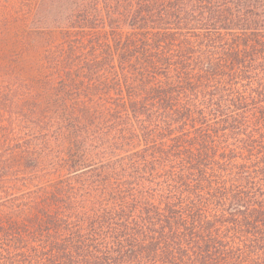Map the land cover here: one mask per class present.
Listing matches in <instances>:
<instances>
[{
  "label": "trees",
  "instance_id": "1",
  "mask_svg": "<svg viewBox=\"0 0 264 264\" xmlns=\"http://www.w3.org/2000/svg\"><path fill=\"white\" fill-rule=\"evenodd\" d=\"M34 2L0 264H264V0Z\"/></svg>",
  "mask_w": 264,
  "mask_h": 264
},
{
  "label": "rangeland",
  "instance_id": "2",
  "mask_svg": "<svg viewBox=\"0 0 264 264\" xmlns=\"http://www.w3.org/2000/svg\"><path fill=\"white\" fill-rule=\"evenodd\" d=\"M34 5V0H0V60L17 55L29 63L40 56L44 40L30 29Z\"/></svg>",
  "mask_w": 264,
  "mask_h": 264
}]
</instances>
